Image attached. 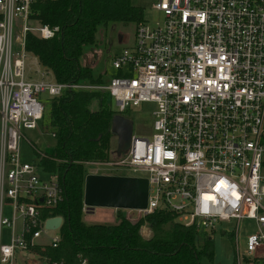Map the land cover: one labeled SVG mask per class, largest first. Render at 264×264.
Returning a JSON list of instances; mask_svg holds the SVG:
<instances>
[{
    "label": "built area",
    "instance_id": "built-area-1",
    "mask_svg": "<svg viewBox=\"0 0 264 264\" xmlns=\"http://www.w3.org/2000/svg\"><path fill=\"white\" fill-rule=\"evenodd\" d=\"M34 2L0 0V231L8 229L6 242L0 236V264H13L17 250L46 264H86L80 255L66 263L34 250L58 244L62 217L44 212L63 194L56 174L21 160L19 149L23 130L36 129L43 116L39 94L50 99L65 90L102 91L115 114L154 105L150 134H131L122 158L87 162L145 173V206L127 208L126 219L165 209L203 233L232 222L233 234L248 220L235 256L264 261V0H154L159 18L135 23L133 43L112 57L114 72L97 82L57 81L37 68L33 54V68L26 63L25 34L46 39L56 30L33 20ZM26 66L37 76H27ZM88 209L82 203L81 212ZM55 216L58 226L46 228Z\"/></svg>",
    "mask_w": 264,
    "mask_h": 264
},
{
    "label": "trees",
    "instance_id": "trees-1",
    "mask_svg": "<svg viewBox=\"0 0 264 264\" xmlns=\"http://www.w3.org/2000/svg\"><path fill=\"white\" fill-rule=\"evenodd\" d=\"M33 20L56 27L50 38L27 32L25 49L60 82L93 77L79 57L85 45L95 42L100 25L139 22L142 9L130 0H35ZM42 128L55 140L50 154L39 158L43 171L55 173L62 188V201L45 215H60V240L55 247L35 246L40 257L71 263L77 255L86 264H201L212 260L213 244L208 233L184 226L165 209H155L132 222L117 210L113 224L82 219L84 164L108 160L112 152L111 121L115 112L105 103L102 91L65 90L48 99ZM44 117V118H43ZM148 232L143 236L141 229ZM143 228V229H144Z\"/></svg>",
    "mask_w": 264,
    "mask_h": 264
},
{
    "label": "rangeland",
    "instance_id": "rangeland-1",
    "mask_svg": "<svg viewBox=\"0 0 264 264\" xmlns=\"http://www.w3.org/2000/svg\"><path fill=\"white\" fill-rule=\"evenodd\" d=\"M133 5L139 6L142 9L143 19L147 21H154L159 18L157 12L151 8V4L154 0H130ZM135 28V22H109L106 25H100L97 28L95 34V42L91 45H85L82 50V54L79 57V63L81 66H88L91 70V75L101 78H106L111 75L114 70L111 66L112 57L120 52L124 47H128L133 43V33ZM17 33L16 27L13 28V37ZM32 54H28L26 63L32 66ZM38 69L43 67L37 64ZM27 76L36 77L37 74L33 71H29L27 66L25 67ZM44 93L39 94V99L44 104V115H47L48 99ZM105 103L112 110L116 111L115 102L112 99L105 98ZM154 109L152 103L142 102L137 106H129L125 111L119 113L121 116L127 118L131 122V134L136 136H147L151 132V111ZM44 118V117H43ZM42 119V118H41ZM25 139L29 140L31 145L21 138L19 140V149L21 160L38 163L39 151H44L45 148H53L55 140L50 134L48 129L42 128V123L39 121V126L36 129L23 130ZM112 152L109 156L110 161H116L123 157L124 150L128 147V141L118 143L117 137L113 134L111 138ZM117 150V154L115 153ZM84 173H96V174H108V175H120V176H136L144 177L143 172H132L127 166L123 165H103V164H84ZM42 176H46L44 173ZM9 205L4 204V215H9ZM82 219L86 224L89 223H106L113 224L118 221L116 212L110 207H94L89 212L82 213ZM233 223L222 222L218 224V228L208 233L213 244V257L212 260L202 257L201 264H264L262 258H254L252 256H243L237 258L235 251L240 252L243 247V239L247 234L251 225L248 220H240L238 227L233 234ZM144 228V227H143ZM142 228V229H143ZM56 231H48L49 237L53 236ZM148 234V232L146 231ZM8 229L2 227L0 236L2 242L7 241ZM42 240H46L43 238ZM22 255H26L27 258L32 261H39L41 264H46L45 261L38 258V256L29 251H18Z\"/></svg>",
    "mask_w": 264,
    "mask_h": 264
},
{
    "label": "water",
    "instance_id": "water-1",
    "mask_svg": "<svg viewBox=\"0 0 264 264\" xmlns=\"http://www.w3.org/2000/svg\"><path fill=\"white\" fill-rule=\"evenodd\" d=\"M110 130L117 137L118 143L127 140L129 145L131 137L129 119L115 114ZM44 152L50 154L52 148H45ZM115 153L117 154V150ZM146 194L147 181L144 177L96 173H87L83 177L82 203L90 210L94 207L141 208L145 206ZM59 222V216L51 217L45 220L44 226L55 228Z\"/></svg>",
    "mask_w": 264,
    "mask_h": 264
},
{
    "label": "crops",
    "instance_id": "crops-1",
    "mask_svg": "<svg viewBox=\"0 0 264 264\" xmlns=\"http://www.w3.org/2000/svg\"><path fill=\"white\" fill-rule=\"evenodd\" d=\"M112 209L115 212H117V210H120L124 214V211L127 208H112ZM89 210L90 209H88L87 212H89ZM142 231H144L145 234H147L145 228L144 229H141V233H143ZM13 264H41V263L39 261H32L31 259L27 258L26 255H22L21 253L16 252L15 260H14Z\"/></svg>",
    "mask_w": 264,
    "mask_h": 264
}]
</instances>
